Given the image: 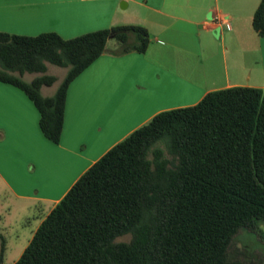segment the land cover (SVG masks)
I'll use <instances>...</instances> for the list:
<instances>
[{
	"label": "trees",
	"instance_id": "trees-1",
	"mask_svg": "<svg viewBox=\"0 0 264 264\" xmlns=\"http://www.w3.org/2000/svg\"><path fill=\"white\" fill-rule=\"evenodd\" d=\"M264 38V0L252 16ZM128 34L136 41L129 42ZM143 53V27H112L64 40L0 33V81L21 89L57 144L69 84L106 48ZM47 64L67 69L57 78ZM25 74H35L25 82ZM264 222V89L232 87L164 111L112 147L50 210L14 264H247L227 250L240 229ZM128 236V241H118ZM1 242V257L4 253Z\"/></svg>",
	"mask_w": 264,
	"mask_h": 264
},
{
	"label": "crops",
	"instance_id": "crops-1",
	"mask_svg": "<svg viewBox=\"0 0 264 264\" xmlns=\"http://www.w3.org/2000/svg\"><path fill=\"white\" fill-rule=\"evenodd\" d=\"M260 1L0 0V33L70 40L140 26L149 36L143 53H121L117 41L73 79L57 144L44 137L27 95L0 81V185L16 200L50 204L21 249L2 238L0 264H14L82 174L155 115L194 106L212 91L264 89V38L252 27Z\"/></svg>",
	"mask_w": 264,
	"mask_h": 264
},
{
	"label": "rangeland",
	"instance_id": "rangeland-1",
	"mask_svg": "<svg viewBox=\"0 0 264 264\" xmlns=\"http://www.w3.org/2000/svg\"><path fill=\"white\" fill-rule=\"evenodd\" d=\"M116 43L115 39H110L106 48H112ZM47 74L57 78L48 92L43 94L52 95L64 80L67 69L47 64ZM35 76V74H25L23 80L30 82ZM49 207V203L41 206L33 202L16 200L0 185V241L4 237L6 246L15 248L14 251L21 249L38 224L41 213ZM128 239L129 237L126 236L119 238L118 241H128ZM4 248H6L5 244ZM227 259L230 263L264 264V222L257 223L251 229L238 230L228 247Z\"/></svg>",
	"mask_w": 264,
	"mask_h": 264
}]
</instances>
